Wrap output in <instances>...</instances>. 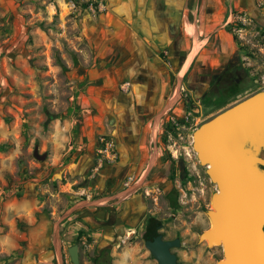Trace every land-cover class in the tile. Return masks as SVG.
Returning a JSON list of instances; mask_svg holds the SVG:
<instances>
[{"label": "rangeland", "instance_id": "374dc122", "mask_svg": "<svg viewBox=\"0 0 264 264\" xmlns=\"http://www.w3.org/2000/svg\"><path fill=\"white\" fill-rule=\"evenodd\" d=\"M246 98L264 105V0H0V264H72L73 245L157 264V224L177 264H217L193 135ZM244 154L264 161V121Z\"/></svg>", "mask_w": 264, "mask_h": 264}, {"label": "water", "instance_id": "95a60500", "mask_svg": "<svg viewBox=\"0 0 264 264\" xmlns=\"http://www.w3.org/2000/svg\"><path fill=\"white\" fill-rule=\"evenodd\" d=\"M237 102L204 122L193 135V148L208 170L217 192L211 199L210 229L201 239L222 249L217 264H264V174L253 165L264 166L257 157H247L244 148L264 121V105ZM152 226L145 246L157 264H177L172 249L180 239L164 240ZM72 264H79V249H67Z\"/></svg>", "mask_w": 264, "mask_h": 264}, {"label": "flooded vegetation", "instance_id": "af4514ba", "mask_svg": "<svg viewBox=\"0 0 264 264\" xmlns=\"http://www.w3.org/2000/svg\"><path fill=\"white\" fill-rule=\"evenodd\" d=\"M237 66V63H234V59L229 61L227 64L224 65V68L219 75V77L229 76L233 73L235 67ZM223 74V75H222ZM210 92V89L207 88L206 91L202 94L203 96L207 95ZM95 264H107L106 261V254L103 253L102 255H99L94 260Z\"/></svg>", "mask_w": 264, "mask_h": 264}, {"label": "trees", "instance_id": "16d2710c", "mask_svg": "<svg viewBox=\"0 0 264 264\" xmlns=\"http://www.w3.org/2000/svg\"><path fill=\"white\" fill-rule=\"evenodd\" d=\"M75 2V1H74ZM239 91H238V89H235L234 90V92H231V91H229V92H227V94L225 95L226 96V98H229V97H231L232 95H234V94H237ZM221 102H223L221 99L220 100H218V101H215V103L216 104H221L222 105V103ZM52 119V117H50V120ZM264 168V167H263ZM183 170V172H185L184 170L185 169H182ZM260 172V171H259ZM261 174H264V172H260ZM176 193V190L174 189V188H171L169 191H168V193L166 194V197L169 199V200H171V202L169 203V206H170V209L171 210H176L177 208H178V202H177V200H176V198L175 197H173V195ZM173 197V198H172ZM150 233V232H149ZM147 235H148V233H146Z\"/></svg>", "mask_w": 264, "mask_h": 264}, {"label": "bare ground", "instance_id": "6f19581e", "mask_svg": "<svg viewBox=\"0 0 264 264\" xmlns=\"http://www.w3.org/2000/svg\"><path fill=\"white\" fill-rule=\"evenodd\" d=\"M60 7H61L60 9H62L63 12H65V11L68 9V6L65 4V2H61V1H60ZM65 13H66V12H65ZM195 49H196V48H195ZM195 49L192 51L191 56L194 54V52H196ZM191 56H190V58H189V61H190V59H191ZM207 167H208V170L211 169V165H210V164H209ZM48 228H49V226H48V222L46 223V222L43 220V221L39 224V229L37 230V232H38V233L40 232L41 235H44ZM33 234H34V233H33ZM35 234H36V233H35ZM33 237H35V236H33ZM39 243H40V242H39Z\"/></svg>", "mask_w": 264, "mask_h": 264}, {"label": "crops", "instance_id": "0c3cea01", "mask_svg": "<svg viewBox=\"0 0 264 264\" xmlns=\"http://www.w3.org/2000/svg\"><path fill=\"white\" fill-rule=\"evenodd\" d=\"M187 27V26H186ZM184 71H185V68H184ZM128 253H129V251H128ZM175 254V253H174ZM127 255H129V254H127ZM176 255V254H175ZM177 256V255H176ZM137 264L139 263V262H136ZM140 264V263H139Z\"/></svg>", "mask_w": 264, "mask_h": 264}]
</instances>
